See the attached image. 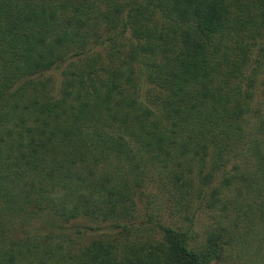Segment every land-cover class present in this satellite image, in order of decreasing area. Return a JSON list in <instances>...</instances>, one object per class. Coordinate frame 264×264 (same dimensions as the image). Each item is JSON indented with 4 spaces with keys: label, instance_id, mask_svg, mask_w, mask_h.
<instances>
[{
    "label": "trees",
    "instance_id": "trees-1",
    "mask_svg": "<svg viewBox=\"0 0 264 264\" xmlns=\"http://www.w3.org/2000/svg\"><path fill=\"white\" fill-rule=\"evenodd\" d=\"M259 87L264 0H0V264H222L264 225Z\"/></svg>",
    "mask_w": 264,
    "mask_h": 264
},
{
    "label": "rangeland",
    "instance_id": "rangeland-1",
    "mask_svg": "<svg viewBox=\"0 0 264 264\" xmlns=\"http://www.w3.org/2000/svg\"><path fill=\"white\" fill-rule=\"evenodd\" d=\"M51 77L53 78L56 86L58 84L59 74H52ZM257 94L261 97L259 98V100L264 102V87H259ZM149 187L148 188L150 192L148 193H150V195H148L147 198L144 195L140 203H136L135 216L132 221L134 225L138 224L139 221H143L144 216L142 213L144 212V208L142 206L148 203L147 199L153 201V203L147 205L148 213L160 218L161 222L163 220V222L167 223L168 216L166 215L170 214V211L173 212L172 209H175L174 207H172L173 201L170 200H168L169 202L164 200L165 203L162 207V190L158 187ZM217 211L218 210L208 209L205 206L204 201L201 203L199 200H195L194 202H192L188 211L183 212L180 220L182 226H187L189 224V221L184 218L185 215L189 219H191V229L196 234V239L199 241L204 238L207 232L215 230L216 219H218V216L216 217ZM223 213L228 215V220H231L232 218L233 220H235L236 215H238V212L234 211V206L230 205L224 210ZM219 216L221 217L222 214L219 213ZM236 221L239 226L234 230V235H241L243 238V242L229 250L227 260L223 261L222 264H264V252L262 253V251L264 250V225L251 226L248 229L245 228L244 222H241L239 218ZM226 222L227 221L224 219V222L221 225H225ZM257 242L261 244V248L256 246Z\"/></svg>",
    "mask_w": 264,
    "mask_h": 264
}]
</instances>
